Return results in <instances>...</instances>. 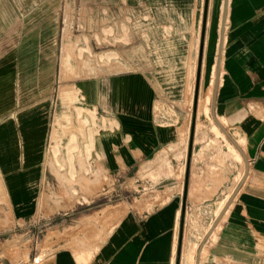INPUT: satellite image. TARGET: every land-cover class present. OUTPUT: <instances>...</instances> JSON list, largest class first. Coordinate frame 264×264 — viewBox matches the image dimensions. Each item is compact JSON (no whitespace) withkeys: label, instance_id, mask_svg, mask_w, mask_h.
<instances>
[{"label":"crops","instance_id":"obj_1","mask_svg":"<svg viewBox=\"0 0 264 264\" xmlns=\"http://www.w3.org/2000/svg\"><path fill=\"white\" fill-rule=\"evenodd\" d=\"M25 1L44 4L21 6L12 0L10 11L0 7V171L21 213L32 208L40 185L36 178L50 131L57 65L64 64L61 34L67 22L62 12L67 0ZM74 1L71 27L84 24L93 36L124 27L128 35L122 47L105 52L120 54L106 57L109 64L130 68L75 80L83 99L106 118L107 128L95 134V156L114 180L124 178V200L112 204L123 205L118 214L111 204L88 218L74 219L73 209L65 211L67 218L58 225L60 247L43 255L40 264H176L186 159L182 170L183 160L175 158L171 145L188 116L183 104L198 58L204 0ZM222 3L209 4L206 74L217 61ZM21 13L35 15L26 22ZM222 53L215 112L243 148L249 172L203 244L199 264H264V0H229ZM180 67L189 85L178 107ZM212 137L206 127L195 130L179 264L189 241L197 242L198 250L240 181L235 179L240 162L223 155L225 143ZM235 151L229 153L242 159ZM153 159L156 181L149 186L155 201L145 207L147 202L132 200L127 192ZM196 256L197 251L195 263Z\"/></svg>","mask_w":264,"mask_h":264},{"label":"rangeland","instance_id":"obj_2","mask_svg":"<svg viewBox=\"0 0 264 264\" xmlns=\"http://www.w3.org/2000/svg\"><path fill=\"white\" fill-rule=\"evenodd\" d=\"M219 2L221 0H213V5L219 4ZM11 3L12 0H0V7L10 11L12 9ZM38 4L44 3H28L25 0H20L21 6L29 5L33 7ZM74 5V0H67L66 6L62 9L63 17H66L65 19L67 21L63 24L66 27L65 30L63 29L65 33L61 34L62 40L64 41L63 62L65 64L57 65L50 131L41 156V177L39 179L36 178V184L40 180V185L32 208L24 211V213L18 212L13 206L12 194L7 192L6 186H0V264L42 263L44 261L43 255L60 247V231L58 225L61 219L66 217L64 212L68 209H73L69 210L70 213H73L69 217L76 219L81 215H85L88 218L93 211L108 207L109 204H111L109 208L114 209V212H117V214L120 208L123 207V205H117L114 208L112 204H118L124 200V178L114 180V177L109 173L105 164L100 159H97V155L95 156V148L92 150L91 155L87 157L84 145L89 140L90 132L96 129L107 128V124L106 118L102 117V112H97L96 108L89 106L83 99L84 95L76 87L75 80L82 77L104 75L113 71L130 68L123 65L109 64L106 57L110 58L112 55L119 57L120 54L119 52L117 54H108V52H105L108 48L122 47L124 42L128 41L126 39L128 35L124 34V27H121V33L119 30L115 32L113 28H109L103 29L101 32L96 31L95 36L91 33H85L87 30L84 24L82 27L78 26L79 24L74 28L71 27L75 16ZM81 13L86 15L85 7L82 8ZM34 15L33 13H21V18H24L27 22ZM81 33L83 34L81 35ZM72 59H75L76 64H71V62H74ZM213 63L209 69V74L205 72L207 62L203 66L201 77L202 89L211 80ZM163 68L170 69L171 67ZM183 70L184 67H180L179 78L175 82L179 90L177 91L178 94L176 93V97L179 94L182 96L176 101L178 107L181 104L179 101L184 99V90L185 88L187 90L189 85V81H187L188 76L184 74ZM166 84L172 85V83ZM62 88L71 89V93L69 92L72 94L71 98L69 95V97H62ZM168 89L170 90L171 88ZM190 92L191 87L187 93L186 101L183 104L188 109V116L180 124L178 128L179 138L172 145H182L183 140L187 136L189 138L192 112L189 109L188 101ZM78 106L83 107L81 115L77 114ZM157 108L159 111L162 110V105H158ZM89 110L96 112L94 119H92V114L90 115L91 112ZM57 118H59L60 124L57 123ZM201 120L203 122L208 121L209 123L217 124L211 116V104L210 115L202 114ZM55 126L58 128L57 131ZM71 133H75L78 143L77 148L73 151L75 171L73 175L71 174L72 172L68 161V152L65 153ZM222 133L223 137H220L227 147L225 148L226 150L222 151V154L226 157H233L236 159V162H240V167L238 168L239 174L235 178L237 180L236 182H238L243 175L241 174V177L238 176L242 171L243 173L245 171V161L244 158L238 159L229 153L227 144L229 142L231 143V141H229V138L223 131ZM54 146L59 149L57 153L54 152ZM221 146L223 147V145ZM147 163L142 167L143 172L139 171L137 178L132 180V188L127 192L128 198L131 197L132 200L138 199L147 202L145 207L150 206L155 201L153 198L155 192L150 189L149 185H155L156 181L155 175L147 168ZM59 164L60 167H63L60 168ZM81 164L83 165L81 166ZM87 168L89 169L87 170ZM3 184L5 185V182ZM148 197L150 199L147 200ZM107 211L108 208L102 210L101 213L106 215Z\"/></svg>","mask_w":264,"mask_h":264},{"label":"water","instance_id":"obj_3","mask_svg":"<svg viewBox=\"0 0 264 264\" xmlns=\"http://www.w3.org/2000/svg\"><path fill=\"white\" fill-rule=\"evenodd\" d=\"M209 4L210 0H204L203 5V14H202V23H201V34H200V43H199V53H198V60H197V70H196V78H195V87H194V95H193V104H192V113H191V121H190V130H189V138H188V145H187V154H186V164H185V172H184V183H183V214L181 217L180 223V231H179V239H178V247H177V258L176 264L180 263L181 259V251H182V242H183V228H184V220H185V213L184 209L186 206L187 201V192H188V185H189V176H190V168H191V159L193 155V143L195 137V130H196V122H197V110H198V102H199V95H200V86H201V77H202V64H203V56H204V47H205V37H206V30H207V20H208V12H209ZM228 4L229 0H223L222 3V15H221V24H220V34H219V44H218V55L216 61V77H215V85L213 89V96L211 102V116L213 120L217 123V125L221 128V130L225 133V135L229 138V140L235 145V147L239 150L242 154L244 161H245V171L243 176L241 177L240 181L237 183L236 187L234 188L233 192L231 193L230 197L227 199L225 205L217 215L216 219L212 223L211 227L209 228L205 238L203 239L202 243L199 245L197 250L196 256V263L199 264V254L203 244L205 243L206 239L210 236V234L214 231L215 227L229 208L230 204L232 203L235 195L238 193L239 189L241 188L242 184L244 183L245 179L247 178L249 172V160L240 146L238 141L231 135V133L227 130V128L221 123V121L217 118L215 109H216V102H217V91L219 87V79H220V69H221V58L223 52V45H224V36H225V27L227 21V12H228Z\"/></svg>","mask_w":264,"mask_h":264},{"label":"bare ground","instance_id":"obj_4","mask_svg":"<svg viewBox=\"0 0 264 264\" xmlns=\"http://www.w3.org/2000/svg\"><path fill=\"white\" fill-rule=\"evenodd\" d=\"M199 38V37H198ZM206 46V45H205ZM199 53V44L197 42V45H196V55H198ZM223 54V53H222ZM205 55V54H204ZM197 59H195L194 61V67H193V81H192V85H191V92H190V97H189V109L192 110V104H193V95H194V87H195V76H196V70H197ZM65 64V62H64ZM221 65H222V59H221ZM203 66H205V62L203 60V64H202V69H203ZM215 77H216V64L213 65V68H212V77H211V80L210 82L208 83V85L206 87H204V89L201 88L200 86V95H199V102H198V110H197V122H196V133H198L199 131L200 132H203L204 131V128H208L213 134H214V137H212L211 139H214L216 140L217 138H221L223 137V133L222 131L220 130V127L215 124V123H209L208 125L205 124L202 120H201V115H207L209 116L210 115V104H211V100H212V96H213V89H214V85H215ZM71 89H68V88H62V97H66V96H70L71 98V95L70 92ZM74 91V90H73ZM70 92V93H69ZM75 92V91H74ZM68 96V97H69ZM66 100V99H65ZM82 110H83V107L82 106H78L77 108V114L78 115H81L82 113ZM90 111V110H89ZM91 112V111H90ZM192 113V112H191ZM92 114V115H91ZM92 119L95 118L96 116V112L92 111L90 113ZM205 117V116H204ZM59 118H60V115H59ZM59 118H57V123L60 124L59 122ZM88 122V121H87ZM89 123V122H88ZM93 123V122H92ZM94 124V123H93ZM60 126V125H59ZM57 126H55V129L57 131L58 128H56ZM102 127V125H101ZM55 131V132H56ZM99 131V129H96L95 131L93 132H90L89 134V140L87 141V143L84 145L85 147V150H86V153H87V157H89L92 153V150H94L95 148V144H94V140H95V134ZM54 132V133H55ZM53 135V134H52ZM62 136V135H61ZM187 136V135H186ZM221 136V137H220ZM51 140V139H50ZM60 140V139H59ZM68 140V139H67ZM56 141V140H54ZM183 144H176V145H171V150L173 151V154L175 156V158L177 160L179 159H182L183 160V165H182V170H184V164H185V159H186V153H187V142H188V136L187 138H185V140H183ZM61 142V141H60ZM55 144V143H54ZM77 140H76V135L75 133H71V136H70V140L67 144V150L65 153L68 152V161H69V165H70V170H71V174L73 175L75 173L74 171V162H73V151H75V149L77 148ZM228 145V150L230 151V153H235L236 151V148L233 147L232 145L230 144H227ZM51 149V148H50ZM59 151L58 148H56L54 146V152L57 153ZM58 163V162H57ZM166 164H168V166L171 165V162L170 161H167L165 162ZM29 164V163H28ZM163 163H161V166H162ZM4 167L7 166V163H4L3 164ZM63 165V164H62ZM83 164H81L82 166ZM97 165V164H96ZM147 168L150 170L151 173L155 174V169H156V161L155 159L151 160L150 162H148L146 164ZM59 167H60V164H59ZM63 166H61L60 168H62ZM91 168V167H90ZM93 168V167H92ZM89 168H87L88 170ZM146 170V169H145ZM73 178V177H72ZM0 186L4 187L5 185L3 184V181H2V178H1V171H0ZM74 190V188H73ZM197 246H198V243L197 242H188L186 248H185V251H184V254H183V264H195V255H196V251H197Z\"/></svg>","mask_w":264,"mask_h":264}]
</instances>
